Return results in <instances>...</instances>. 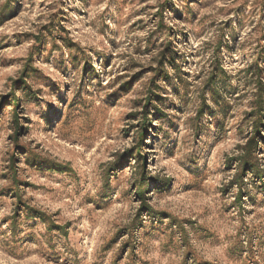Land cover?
Segmentation results:
<instances>
[{
	"label": "rangeland",
	"instance_id": "374dc122",
	"mask_svg": "<svg viewBox=\"0 0 264 264\" xmlns=\"http://www.w3.org/2000/svg\"><path fill=\"white\" fill-rule=\"evenodd\" d=\"M0 264H264V0H0Z\"/></svg>",
	"mask_w": 264,
	"mask_h": 264
},
{
	"label": "trees",
	"instance_id": "16d2710c",
	"mask_svg": "<svg viewBox=\"0 0 264 264\" xmlns=\"http://www.w3.org/2000/svg\"><path fill=\"white\" fill-rule=\"evenodd\" d=\"M253 144H254V139L251 137L249 139V141L247 142V144L245 145L244 149H247L249 151V153L253 152V150H252Z\"/></svg>",
	"mask_w": 264,
	"mask_h": 264
}]
</instances>
